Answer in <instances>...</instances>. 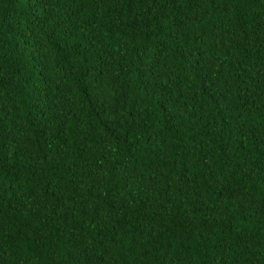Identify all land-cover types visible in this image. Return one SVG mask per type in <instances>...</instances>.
<instances>
[{"label": "trees", "instance_id": "16d2710c", "mask_svg": "<svg viewBox=\"0 0 264 264\" xmlns=\"http://www.w3.org/2000/svg\"><path fill=\"white\" fill-rule=\"evenodd\" d=\"M0 264H264V0H0Z\"/></svg>", "mask_w": 264, "mask_h": 264}]
</instances>
